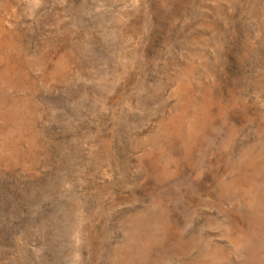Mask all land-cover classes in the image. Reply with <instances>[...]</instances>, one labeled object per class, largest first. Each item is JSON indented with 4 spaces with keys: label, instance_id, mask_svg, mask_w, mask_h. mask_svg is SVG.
Returning <instances> with one entry per match:
<instances>
[{
    "label": "rangeland",
    "instance_id": "obj_1",
    "mask_svg": "<svg viewBox=\"0 0 264 264\" xmlns=\"http://www.w3.org/2000/svg\"><path fill=\"white\" fill-rule=\"evenodd\" d=\"M0 264H264V0H0Z\"/></svg>",
    "mask_w": 264,
    "mask_h": 264
}]
</instances>
